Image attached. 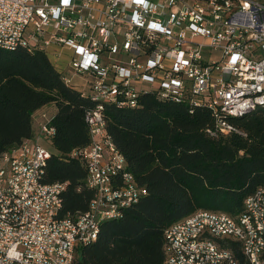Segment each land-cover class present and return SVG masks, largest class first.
Masks as SVG:
<instances>
[{
	"label": "built area",
	"instance_id": "obj_1",
	"mask_svg": "<svg viewBox=\"0 0 264 264\" xmlns=\"http://www.w3.org/2000/svg\"><path fill=\"white\" fill-rule=\"evenodd\" d=\"M0 48L44 51L94 102L90 142L70 156L95 193L86 211L60 216L66 184L42 182L51 152L40 140L54 128L41 114L38 135L0 157V264H74L103 221L147 193L106 132V105L137 108L150 94L206 106L221 134L264 108V0H0ZM163 254V264H264V187L239 216L198 210L172 224Z\"/></svg>",
	"mask_w": 264,
	"mask_h": 264
},
{
	"label": "trees",
	"instance_id": "obj_2",
	"mask_svg": "<svg viewBox=\"0 0 264 264\" xmlns=\"http://www.w3.org/2000/svg\"><path fill=\"white\" fill-rule=\"evenodd\" d=\"M48 105L56 108L49 119L54 151L42 182L66 184V217L86 211L95 194L86 167L70 156L90 142L85 114L94 102L64 82L44 51L0 48V157L35 135L33 115ZM103 113L106 132L147 193L103 221L96 240L77 248L75 264H163L169 226L198 210L239 216L246 197L264 187V108L230 118L235 130L228 134L218 132L206 106L150 94L137 108L106 105ZM229 246L241 258L238 244Z\"/></svg>",
	"mask_w": 264,
	"mask_h": 264
},
{
	"label": "crops",
	"instance_id": "obj_3",
	"mask_svg": "<svg viewBox=\"0 0 264 264\" xmlns=\"http://www.w3.org/2000/svg\"><path fill=\"white\" fill-rule=\"evenodd\" d=\"M49 57V56H48ZM49 59H50V61L52 62V60H51V58L49 57ZM52 64H53V62H52ZM54 65V64H53ZM46 107H49V109H50V117H52V115H54V113L56 112V108H55V106H53V105H48V106H43V107H41L40 109H38L35 113H34V115H33V120H35L34 121V131H35V135L37 136L38 135V131H39V127H37L36 128V123L40 120V116H41V114H43V112H44V109L46 108ZM54 108V111H52V109L51 108ZM39 116V117H38ZM34 135V136H35ZM41 141V140H40Z\"/></svg>",
	"mask_w": 264,
	"mask_h": 264
},
{
	"label": "rangeland",
	"instance_id": "obj_4",
	"mask_svg": "<svg viewBox=\"0 0 264 264\" xmlns=\"http://www.w3.org/2000/svg\"><path fill=\"white\" fill-rule=\"evenodd\" d=\"M52 109V111H54V108L52 107L51 108ZM43 114H45L46 116H47V118H49V116H50V109H49V107H46L45 109H44V112H43ZM39 117V116H38ZM41 117V116H40ZM41 123V119L36 123L37 125H36V128L37 127H39V124ZM41 143H42V145H44L49 151H54V149L52 148V146L48 143V142H46V141H44V140H41ZM74 264H75V262H74Z\"/></svg>",
	"mask_w": 264,
	"mask_h": 264
}]
</instances>
